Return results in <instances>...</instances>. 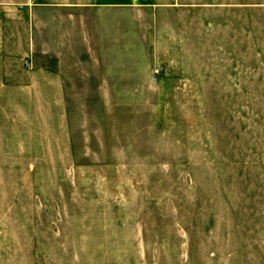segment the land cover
I'll return each mask as SVG.
<instances>
[{"label": "rangeland", "instance_id": "rangeland-1", "mask_svg": "<svg viewBox=\"0 0 264 264\" xmlns=\"http://www.w3.org/2000/svg\"><path fill=\"white\" fill-rule=\"evenodd\" d=\"M113 16L66 113L0 90V264H264V0Z\"/></svg>", "mask_w": 264, "mask_h": 264}, {"label": "crops", "instance_id": "crops-1", "mask_svg": "<svg viewBox=\"0 0 264 264\" xmlns=\"http://www.w3.org/2000/svg\"><path fill=\"white\" fill-rule=\"evenodd\" d=\"M155 4L156 0H0V90L53 104L55 110L62 107L66 113V64L74 61L68 57L97 55L116 9Z\"/></svg>", "mask_w": 264, "mask_h": 264}, {"label": "built area", "instance_id": "built-area-1", "mask_svg": "<svg viewBox=\"0 0 264 264\" xmlns=\"http://www.w3.org/2000/svg\"><path fill=\"white\" fill-rule=\"evenodd\" d=\"M25 63H26V65H28V66L31 65V62H30V61H27V60H26ZM157 71H159V70H157Z\"/></svg>", "mask_w": 264, "mask_h": 264}]
</instances>
